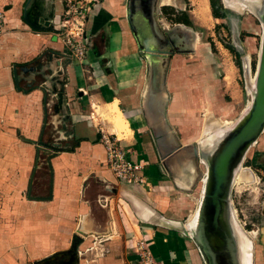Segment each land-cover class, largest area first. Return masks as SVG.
Segmentation results:
<instances>
[{"label":"rangeland","instance_id":"obj_1","mask_svg":"<svg viewBox=\"0 0 264 264\" xmlns=\"http://www.w3.org/2000/svg\"><path fill=\"white\" fill-rule=\"evenodd\" d=\"M12 1L0 0V32L6 28L7 16L15 13L13 4H17L20 9L17 15L20 11L21 21L25 23L29 21L40 26L42 29H37L38 31L46 30L53 33L62 46V62L73 64L74 66H71L75 67V73L78 75V72H81V78H87V82L92 84L91 76H87L91 74V67L84 61L85 57L82 62L72 57L71 47L65 43V39L72 36V40L82 37L86 47L83 56L92 54L90 47L96 46L98 41L92 44L90 35L96 36L94 28L98 22L96 18H93L94 13L91 10L94 12V8L103 7L105 0H15L16 3ZM113 1L117 10L114 14L122 20L123 28L129 31L130 47L134 55L138 56L139 65L144 70V74L145 60L141 57L139 45L135 42L137 39L134 40L136 35L133 28L135 37L128 28V26L132 27V22L128 20L129 16L141 12L144 23L150 26L157 48L167 50L158 51V53L162 55L169 51L168 65L164 74V66L160 59L162 72L160 79L164 76L161 96L163 93L162 97L165 99L158 97L161 99L157 100V105L162 110L164 103L165 120L170 128V139L174 147H182L190 151V145L195 143L202 134L206 119L230 123L241 113L250 100L246 80L254 75L260 34L259 22L251 12L242 11L241 8L235 10L227 5L225 0H217L219 11L223 13L221 17H214L211 14L209 2L205 0L207 12L203 18L197 14L201 0ZM179 25L191 30L192 47H185V31L181 30ZM110 28H116V26L112 25ZM80 31L82 33L79 36L77 34ZM112 34L113 38H116L117 31H112ZM172 39L175 41L172 42ZM227 46H230L233 51ZM17 68L24 70V74L29 71L23 64H17ZM27 75H24L25 78L30 80L31 77ZM48 77L52 81L55 79L52 75ZM44 79L47 80V77ZM145 81L144 77L136 81V86H132L129 94L132 102L137 104L139 101L140 107L144 104L141 95ZM147 93H150L148 88L144 92L145 99ZM82 94L83 102H87L91 97L94 98L92 113L94 128L97 129L95 142L100 143L99 130L110 133L112 137L116 134L121 146L127 152L126 156L130 158L133 166V174L127 178L130 181H120L117 178L116 180L126 187H137L136 194L166 219L183 221L189 218L199 195V175L204 170L201 162L191 155L189 160H182L184 166L182 174L173 173L166 159L161 157L157 150L142 109L140 110L145 122L143 129L131 130L129 127L128 134L124 132L118 134L110 130L111 127L113 128V123L109 128V124L103 118V115L108 114V110L105 112L104 109L101 110L111 97L105 95V100L101 101L94 96L95 92L93 94L82 92ZM73 95L78 98L76 93ZM41 99L43 116L38 134L34 139L24 137L18 131L17 141H13L11 134L6 131L8 125H2L0 122V167L6 170L9 166L18 164L19 167L27 165L29 170L27 185L24 188L3 189L0 187V211L5 209V203L9 202L7 199L9 197L17 195L18 198H32L37 197L34 196L37 193L44 196L46 187L42 183H47L48 162L51 154L76 146L77 139L66 134L63 137L62 126L64 125L54 122L53 118L56 114L59 117L64 114L62 109L56 108L55 92L48 96L44 92ZM45 103L46 107H44ZM139 119L141 120V117ZM139 124L141 125V122ZM112 131L114 133H111ZM142 132L145 136L144 141L140 140L142 137L139 136ZM141 142H145L147 147L145 148L144 143L138 145ZM249 149L242 165L252 172L253 183L237 180L236 183L242 185L232 188L231 203L238 222L245 230L251 231L253 236L251 239L252 264H264V257H262L264 255V129ZM12 150H17V156ZM253 153L256 156L251 161ZM104 167L109 169L106 164ZM13 176L15 178L20 174L17 172ZM4 177L6 181H9L11 176L6 172L0 174L1 181ZM173 177L179 186L174 183ZM155 182L158 183L155 184ZM181 186L189 189L181 188ZM125 209L127 211V206ZM141 226L148 228L149 233H146L144 228H140L138 236L135 238L129 236V242L126 244L127 256H129L127 264H165L167 251L164 250L167 247L168 238L163 239L162 236L168 230L150 223L141 224ZM177 236L191 244L190 240L183 235L177 233ZM85 239L93 245L91 238ZM76 241L75 239L74 242ZM169 255L172 259V252H169Z\"/></svg>","mask_w":264,"mask_h":264},{"label":"crops","instance_id":"obj_2","mask_svg":"<svg viewBox=\"0 0 264 264\" xmlns=\"http://www.w3.org/2000/svg\"><path fill=\"white\" fill-rule=\"evenodd\" d=\"M12 3H16L15 0ZM12 8L15 13L7 16V29L0 32V122L8 125L6 131L13 141H17L18 131L22 136L34 139L43 116L42 93L47 88L46 96L50 95L49 89L65 79L61 104L64 114L61 117L56 114L53 119L64 125L63 137L66 134L78 143L75 141L76 146L69 150L51 154L47 183H42L46 187L44 196L37 193L34 196L38 198H18L17 195L7 198L9 202L0 211V264H127L129 236H138L139 229L145 227L141 224L148 222L137 218L122 197L130 193L145 200L136 194L137 187L121 184L104 167V149L95 142L94 98L83 102L82 92H95L94 96L101 101L105 100V95L115 99L131 130L143 129L145 122L139 101L136 104L129 96L135 82L145 78L138 56L130 47V33L114 14L117 10L113 0H105L103 7L94 8V12L91 10L98 23L94 28L97 34L95 37L90 35V40L92 44L99 43L90 47L92 54L84 60L91 67V74L87 75L91 76L92 84H89L87 78H81V72L75 73L73 64L62 62V46L53 33L29 26L21 21L20 11L17 15L20 10L17 4ZM112 25L116 28H110ZM112 31H117L116 38ZM17 64L28 68L30 80ZM13 67L19 89L14 85ZM49 75L55 77L54 82L49 80ZM75 93L78 98L73 95ZM139 136L144 141V133ZM143 143L146 148L145 142L138 145ZM12 152L17 156V150ZM4 172L12 179L6 181L4 177L0 180L1 188L19 189L27 185V165L1 168L0 174ZM17 172L20 176L14 178L13 174ZM237 185L242 184L236 183L234 187ZM147 205L159 213L149 203ZM144 231L149 233L148 228ZM162 237L168 238L164 250L167 251V264H201L193 245L177 236V232L168 230ZM85 238H91L93 245ZM75 239H81L76 254L70 251ZM169 252L173 254L172 259Z\"/></svg>","mask_w":264,"mask_h":264},{"label":"water","instance_id":"obj_3","mask_svg":"<svg viewBox=\"0 0 264 264\" xmlns=\"http://www.w3.org/2000/svg\"><path fill=\"white\" fill-rule=\"evenodd\" d=\"M239 1L257 18L260 26L258 54L250 101L230 127L215 135L209 142L204 144L195 142L190 145L191 155L201 162L204 169L199 175L201 176L200 190L193 208L194 218L185 227L181 221L175 224L162 217L144 201L139 203L130 193L122 197L137 218L166 230L175 231L189 239L197 251L201 264H243L240 252L241 239L236 225L239 229L245 230L234 214L231 190L235 172L242 164L248 149L256 142L264 129V0ZM26 23L33 28L42 29L29 21ZM128 28L133 34L132 27L128 26ZM133 37H135L134 34ZM135 42L139 45L141 57L145 60L144 76L146 78L148 67L149 71L154 69L153 64L148 61L150 60L148 57L153 51L145 53L146 46H141L138 40ZM168 54L169 51L167 54L161 55L164 66L163 74L168 65ZM12 69L14 85L19 89L14 67ZM162 79V83H164V76ZM64 83L65 79H62L58 86L54 85L53 89L48 91L49 94L55 92L56 108L60 109L64 101ZM162 110L164 114V103ZM133 206L140 211L139 215L134 211ZM79 242L81 239L74 242L75 245H72L73 247L70 249L74 254L77 252L76 246ZM252 259L251 252L249 264H252Z\"/></svg>","mask_w":264,"mask_h":264},{"label":"bare ground","instance_id":"obj_4","mask_svg":"<svg viewBox=\"0 0 264 264\" xmlns=\"http://www.w3.org/2000/svg\"><path fill=\"white\" fill-rule=\"evenodd\" d=\"M222 1H224V0H222ZM225 2L227 3V5L231 6L235 10H240V8H241L242 11L243 10L249 11V9H247V7L243 3H241L239 0H225ZM159 4H160V2H159ZM199 4H200V6H199L197 12L201 16H204L207 12L206 3L204 1H202ZM141 15H142V13L138 12L134 16H129L128 20L132 22L131 26L135 32L136 38H137L138 42L141 43V44L140 43H138V44H140L141 46H146L147 50L144 52L148 53L150 51H156V52H151V54L148 57L150 59L148 61L153 64L154 69L149 71V67H148V71H147L148 75L146 76V81H145V84L143 87L144 89H143L142 95H141V99H143V101H144V104L141 107V109H142L144 118H145V120L149 126L150 134L155 141V144L157 146V150H158L160 156L166 159V163L168 162V165H170L173 173L181 175L182 172L184 171V166H183L182 160L185 161V160L190 159L189 157L191 156V149H190V151H187V150L183 149L182 147H177V146L174 147L172 145L171 139H170L171 134L169 133L170 128L167 125L163 111L161 109H159V106L157 105L158 99L159 100L161 98L165 99L162 97L163 93L161 96V92H163L162 91L163 88H162V85H161L162 82L160 79L161 75H162L161 66H160V59L162 56H161V54L158 53V51H167V50H160L157 48L156 40L153 37V34L150 30V26H149V24L144 23ZM179 27L181 30L185 31L184 32L185 47H189V48L192 47L193 41H191V39H190L191 38V30L189 28H187L186 26H185L186 28L181 27V25H179ZM174 41H175V39H172V42H174ZM253 81H254V75L251 78L249 76V78L246 80V88H247V91L249 92V94L251 93ZM147 88H148V92H150V93H147V96H146L147 100H146L145 96H144V92ZM158 97H161V98H158ZM249 101H248L246 107L248 106ZM116 104L117 103H116L115 99H110V101L105 103L103 105L104 106V112H105V110H108L107 111L108 114L103 115V117L109 125H112V123H113V128L111 127L112 130L116 131L118 134H121L123 132H124V134H126L127 132H129V126H128V123L126 122L122 112L118 109ZM245 108L243 110H245ZM243 110L241 111V113L243 112ZM235 119L233 121H231L230 123H223L222 121L220 123V122L214 121L210 118L206 119L204 122L202 134L200 135V137L196 141V143L204 144L206 142H209L215 135L220 134L227 127H230L233 124V122L235 121ZM249 151H250V149H248V151L246 152L245 157L248 155ZM253 179H254V176H253L252 172H250L248 167L244 168L243 165L241 164L238 167L237 171L235 172V175L233 178L232 188H234L237 180L238 181L240 180L243 183L251 184V183H253ZM173 181H174V183H176V185H178L176 180L174 179V177H173ZM181 188L189 189L188 187L186 188V187H182V186H181ZM133 197H135L137 199L136 201L141 203L142 200H139L134 195H133ZM133 209L139 215L140 211H138V209L135 206H133ZM193 218H194V214L192 213L189 218H187L186 220H183L181 222L186 227V224H189ZM168 220H170V219H168ZM170 221L174 222L175 224H177L179 222L178 220H172V219ZM236 228L239 232V236L241 239L240 240V252H241L242 262H243V264H249V259L251 257V252H252L251 239L253 236L251 234V231H247L243 227L242 228L245 231L239 229V227L237 225H236Z\"/></svg>","mask_w":264,"mask_h":264},{"label":"built area","instance_id":"obj_5","mask_svg":"<svg viewBox=\"0 0 264 264\" xmlns=\"http://www.w3.org/2000/svg\"><path fill=\"white\" fill-rule=\"evenodd\" d=\"M81 33L82 31L78 32L77 35L80 36ZM72 37L66 38L65 43L70 45L72 57L82 62L85 57L83 54L86 49L84 39L82 37H76L72 40ZM98 140L104 149L105 164L108 166L113 176L120 181H130L127 178L133 174V166L129 160L130 158L126 156L127 152L121 146L116 134L112 137L110 133H104L102 130H99Z\"/></svg>","mask_w":264,"mask_h":264},{"label":"trees","instance_id":"obj_6","mask_svg":"<svg viewBox=\"0 0 264 264\" xmlns=\"http://www.w3.org/2000/svg\"><path fill=\"white\" fill-rule=\"evenodd\" d=\"M208 2H209L211 14L214 17H221L223 15V13L219 11V6L217 5V0H208ZM185 24H187V22H185ZM227 48H229V50L233 51V49L230 46H227ZM235 61L237 63V60H235ZM255 156H256V154L253 153L250 160L253 161Z\"/></svg>","mask_w":264,"mask_h":264},{"label":"flooded vegetation","instance_id":"obj_7","mask_svg":"<svg viewBox=\"0 0 264 264\" xmlns=\"http://www.w3.org/2000/svg\"><path fill=\"white\" fill-rule=\"evenodd\" d=\"M181 27H183V25H182ZM184 27H185V26H184Z\"/></svg>","mask_w":264,"mask_h":264}]
</instances>
